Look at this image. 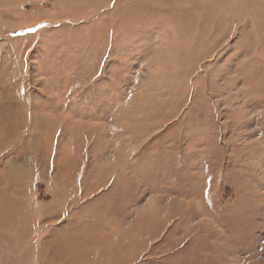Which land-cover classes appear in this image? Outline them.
Instances as JSON below:
<instances>
[{
    "label": "rangeland",
    "instance_id": "obj_1",
    "mask_svg": "<svg viewBox=\"0 0 264 264\" xmlns=\"http://www.w3.org/2000/svg\"><path fill=\"white\" fill-rule=\"evenodd\" d=\"M0 264H264V0H0Z\"/></svg>",
    "mask_w": 264,
    "mask_h": 264
}]
</instances>
